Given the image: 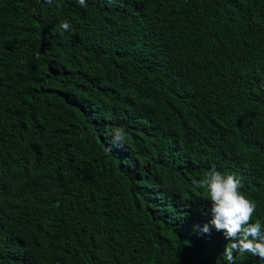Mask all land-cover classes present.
<instances>
[{"label": "trees", "instance_id": "trees-1", "mask_svg": "<svg viewBox=\"0 0 264 264\" xmlns=\"http://www.w3.org/2000/svg\"><path fill=\"white\" fill-rule=\"evenodd\" d=\"M211 168L264 221V0H0V264H264Z\"/></svg>", "mask_w": 264, "mask_h": 264}, {"label": "clouds", "instance_id": "clouds-1", "mask_svg": "<svg viewBox=\"0 0 264 264\" xmlns=\"http://www.w3.org/2000/svg\"><path fill=\"white\" fill-rule=\"evenodd\" d=\"M51 4L53 0H45ZM79 5L85 6V0H78ZM60 27L71 31L68 21H61ZM126 131L122 127L113 130V140L123 143ZM111 151V148L108 149ZM243 178L234 173H223L215 168L208 170L203 178L197 182L198 186L206 192V198L211 202V218L202 231L209 232V224L217 231H221L226 241H231L224 248L227 261L234 262L233 252L240 254L250 253L264 259V221L253 217L256 213V203L250 199L242 189Z\"/></svg>", "mask_w": 264, "mask_h": 264}]
</instances>
